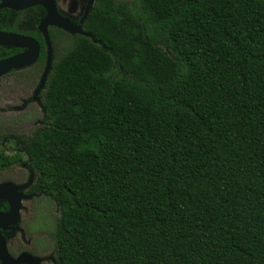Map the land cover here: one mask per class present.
<instances>
[{
  "label": "trees",
  "instance_id": "16d2710c",
  "mask_svg": "<svg viewBox=\"0 0 264 264\" xmlns=\"http://www.w3.org/2000/svg\"><path fill=\"white\" fill-rule=\"evenodd\" d=\"M85 25L16 137L55 263L264 264V0H97Z\"/></svg>",
  "mask_w": 264,
  "mask_h": 264
},
{
  "label": "flooded vegetation",
  "instance_id": "af4514ba",
  "mask_svg": "<svg viewBox=\"0 0 264 264\" xmlns=\"http://www.w3.org/2000/svg\"><path fill=\"white\" fill-rule=\"evenodd\" d=\"M96 1L97 0H54L55 9L58 15L67 18L72 25L79 26L83 32L89 33V35H84L83 33L70 32L62 27L52 24L46 25L44 32L39 28V24L48 13L46 7L36 4L14 9L10 6L3 5V1L0 0V32L28 37L36 41L38 44V54L33 63L20 68L10 69L0 76V79H7L9 80L8 82L11 81L12 86L7 89L12 97H18L21 95L23 96V99L37 101L44 110L45 117L42 97L48 72L51 69L53 61L66 50L67 46L71 44L76 35L93 36L85 29V24ZM24 51H26V47H17L10 44L0 43V60L18 55ZM48 59L50 62V68L44 78L42 86H40ZM44 123L36 128L42 126ZM36 128H34V130ZM4 129L5 127H3L0 122V147L7 142L13 141L14 154H6L4 153L5 150L3 151L0 149V160L4 159L6 156H13L17 153L20 154L21 159L11 163L0 161V184L6 182L11 183L14 186L12 187V190H14V193L16 194L20 193V197L17 217L5 224L0 222V236L4 240L6 252L10 258L16 260L20 257L14 264H32L29 262L41 259L42 256L36 253V248H27L21 243L22 241L19 239L20 233L21 235L24 234V228L20 226L22 218L21 214H23L22 211L24 208L28 207L29 209L35 196L40 192L31 191L35 175L31 171V166L26 162V157L17 151L18 142L16 138L18 135H29L8 130L6 131ZM31 174V182L27 184ZM10 210V200L7 197L1 196L0 213H9L11 212ZM0 264H3L1 260Z\"/></svg>",
  "mask_w": 264,
  "mask_h": 264
},
{
  "label": "rangeland",
  "instance_id": "374dc122",
  "mask_svg": "<svg viewBox=\"0 0 264 264\" xmlns=\"http://www.w3.org/2000/svg\"><path fill=\"white\" fill-rule=\"evenodd\" d=\"M8 81L0 79V122L6 131L30 135L34 128L45 122L44 110L35 100L23 99L21 95L12 97L7 89L12 84L11 81ZM0 149L5 150L6 154H14L13 141L2 145ZM31 171L35 175V171L32 169ZM22 212L20 226L24 228V234L21 235L19 232V239L22 241L20 242L27 248H36V253L42 256L41 259L29 263L56 264L53 233L59 216L57 202L43 193H39L35 196L29 209L26 207Z\"/></svg>",
  "mask_w": 264,
  "mask_h": 264
},
{
  "label": "water",
  "instance_id": "95a60500",
  "mask_svg": "<svg viewBox=\"0 0 264 264\" xmlns=\"http://www.w3.org/2000/svg\"><path fill=\"white\" fill-rule=\"evenodd\" d=\"M3 5L10 6L14 9L24 8L31 5H43L47 8L48 13L42 19L39 24V28L45 32V26L48 24L57 25L62 27L70 32L83 33L84 35H89L87 32H83L79 26L72 25L67 18H64L56 12L54 0H2ZM94 40L93 36H91ZM0 43L1 44H10L17 47H26V51L18 55L11 56L9 58L0 60V76L10 69L20 68L26 65L33 63L38 54V44L31 38L19 36L16 34H8L0 32ZM104 47V46H103ZM50 57V55H49ZM50 68V62L48 59L46 68L43 72L40 86L44 82V78ZM32 174L30 175L27 184L31 182ZM14 187L11 183L6 182L0 184V197H7L11 202V212L9 213H0V222L6 223L12 221L17 217L18 207H19V197L20 193H14L12 190ZM12 191H11V190ZM20 258V257H19ZM18 259L12 260L6 252L5 244L3 238L0 236V260L3 264H14Z\"/></svg>",
  "mask_w": 264,
  "mask_h": 264
}]
</instances>
